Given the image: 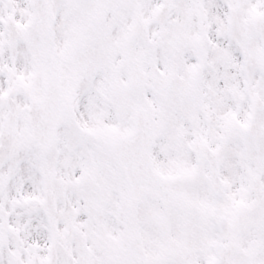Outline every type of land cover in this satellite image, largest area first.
<instances>
[{"label":"snow or ice","instance_id":"snow-or-ice-1","mask_svg":"<svg viewBox=\"0 0 264 264\" xmlns=\"http://www.w3.org/2000/svg\"><path fill=\"white\" fill-rule=\"evenodd\" d=\"M0 264H264V0H0Z\"/></svg>","mask_w":264,"mask_h":264}]
</instances>
